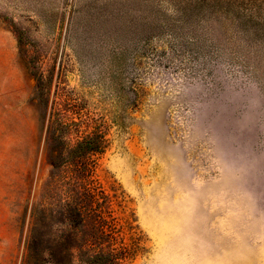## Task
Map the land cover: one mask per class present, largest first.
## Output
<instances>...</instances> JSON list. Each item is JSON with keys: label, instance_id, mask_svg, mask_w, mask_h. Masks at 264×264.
<instances>
[{"label": "rangeland", "instance_id": "374dc122", "mask_svg": "<svg viewBox=\"0 0 264 264\" xmlns=\"http://www.w3.org/2000/svg\"><path fill=\"white\" fill-rule=\"evenodd\" d=\"M97 132L104 264H264V0H0V264Z\"/></svg>", "mask_w": 264, "mask_h": 264}, {"label": "trees", "instance_id": "16d2710c", "mask_svg": "<svg viewBox=\"0 0 264 264\" xmlns=\"http://www.w3.org/2000/svg\"><path fill=\"white\" fill-rule=\"evenodd\" d=\"M49 140L51 144L47 149H57L51 134ZM104 141L103 135L97 132L69 150L72 158L50 161L56 173L65 168L69 175L66 173L63 186L57 177L51 176L43 187V196L34 204L25 244V262L31 259L34 264H67L83 253L88 264H104L107 258H110L108 263H112L115 254L109 244L103 253L93 251L95 246L101 245V240L112 239L111 232L105 231L109 226L97 210L99 196L95 188L89 186L91 156L103 151ZM54 190L58 191V200ZM85 228H90V233L83 238L80 233Z\"/></svg>", "mask_w": 264, "mask_h": 264}]
</instances>
